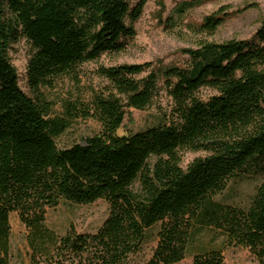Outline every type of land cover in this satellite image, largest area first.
Here are the masks:
<instances>
[{"label": "trees", "instance_id": "16d2710c", "mask_svg": "<svg viewBox=\"0 0 264 264\" xmlns=\"http://www.w3.org/2000/svg\"><path fill=\"white\" fill-rule=\"evenodd\" d=\"M141 5L127 0H0V264H10L11 215L28 230L30 264H129L159 226L145 264H178L196 232L210 229L225 247L247 249L264 264V20L250 40L203 43L188 62L161 72L171 108L158 125L120 129L127 110H145L158 93L148 64L99 67L108 83L62 104L44 91L79 83L81 67L126 49ZM181 11V10H180ZM221 22L207 19L213 32ZM24 38L28 96L7 52ZM202 90L211 94L203 99ZM78 120L100 131L67 148L55 140ZM182 152H203L185 169ZM261 177L246 208L216 200L234 181ZM108 205L93 234L58 237L46 213L61 203ZM192 264H225L201 249Z\"/></svg>", "mask_w": 264, "mask_h": 264}, {"label": "rangeland", "instance_id": "374dc122", "mask_svg": "<svg viewBox=\"0 0 264 264\" xmlns=\"http://www.w3.org/2000/svg\"><path fill=\"white\" fill-rule=\"evenodd\" d=\"M131 8L141 5L138 18L129 22L135 36L127 42L126 49L117 54H103L99 59L81 67L79 83L62 79L55 87L45 90L49 100L54 102L56 114L62 112V104L73 100L83 92L89 95L108 86L97 75L101 66L148 64V71L159 75L158 93L145 110H127L119 134L137 133L161 123L171 108V99L161 79V72L171 66L183 67L188 62L186 50H193L203 43L221 44L231 40H250L264 20V0H127ZM181 10V11H180ZM216 17L221 24L210 32L205 24L208 18ZM32 48L24 39L10 45L7 57L18 75L20 88L31 96L24 72ZM211 92L202 90L207 98ZM100 126L94 120H78L63 135L55 140L58 148L82 144L97 134ZM203 152H182L181 167L186 168L195 159L204 157ZM261 177L245 176L232 182L227 189L216 196V200L240 208L250 204ZM108 216V205L98 200L90 205L61 203L46 213L45 225L56 236L65 235L70 229L78 234L95 233ZM10 264H30L31 250L28 245V230L16 214L11 215ZM159 226L148 233V239L141 251L129 264H145L156 246V232ZM185 259L178 264H192L194 254L201 249H220L225 264H258L252 254L241 247H225L223 239L210 229L198 231Z\"/></svg>", "mask_w": 264, "mask_h": 264}]
</instances>
